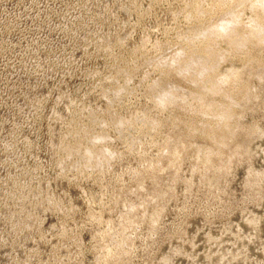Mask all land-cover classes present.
<instances>
[{"label": "rangeland", "instance_id": "obj_1", "mask_svg": "<svg viewBox=\"0 0 264 264\" xmlns=\"http://www.w3.org/2000/svg\"><path fill=\"white\" fill-rule=\"evenodd\" d=\"M221 1L0 0V264H264V42L235 52L217 38L218 76L240 63L241 79L211 103L241 88L249 98L212 156L238 150L215 183L195 156L212 141L187 123L220 117L195 113L189 72L175 69ZM233 6L236 25H252L258 0ZM166 75L169 105L157 98ZM82 137L107 159L84 144L66 155ZM182 142L181 163L137 188L146 162L162 166ZM129 205L136 221L123 227Z\"/></svg>", "mask_w": 264, "mask_h": 264}, {"label": "bare ground", "instance_id": "obj_2", "mask_svg": "<svg viewBox=\"0 0 264 264\" xmlns=\"http://www.w3.org/2000/svg\"><path fill=\"white\" fill-rule=\"evenodd\" d=\"M247 1L248 0H222L220 4L222 13L218 17L217 22L209 28H204L198 33V35H203L204 38H206V41L203 44L190 48L188 52H185L184 56H181V58L176 60V71L178 73L189 72L187 77L189 81L194 84L193 87L186 92L197 100V105L194 107L195 113L200 115L212 112L219 116L221 120L217 128L213 127L211 122H200L201 125H198V122L194 120V118L187 123L188 135L192 136L196 132H199L212 141V144L209 145L206 151L202 152L200 149L198 150V148L195 151L196 158L206 170L213 168L215 173L211 178L212 183L217 182V180L226 173L230 165L229 159L238 151L237 149H234L230 152L227 161L212 160V156L219 154V146L226 145L231 135L234 133V127L238 121L233 111L234 105L245 106L244 102L249 98V94H247L245 88H241L238 90V93L224 91V95L228 100L221 108H216L211 103L209 96H212L221 90V83H225L229 80L241 79V74L238 73L240 63H238V65H233L234 68L232 74L227 73L221 77L218 76L216 72L217 65L221 59L225 58V55L218 52L216 49L217 38H226L228 49L235 52L243 51L249 44L261 45L264 42V0H258V12H256L255 16L252 18V25L248 28H240L236 25L238 24L237 19L239 14L234 11L233 4L243 5ZM192 8H198V5L193 4ZM263 70L264 68L260 70L258 77H261ZM169 80L170 77L166 75L159 84L164 87L162 89L163 92L161 95L157 96L159 101L166 105L172 104L176 95L172 88L166 89L165 85L170 83ZM114 121L116 123L124 122L123 118L120 116H116ZM106 136V133L101 131L100 134L95 136V139L102 140V138H105ZM83 139L85 140L86 137H82L76 142L74 141L72 144H66L64 148L65 154H72L76 151L79 145L84 144V146L89 149V157H91L92 154H96L97 157L101 156L103 159H107L101 149H97L98 147L95 146L88 147ZM189 147L190 143L182 142V145L179 148L171 149L167 161L162 166H160L162 161L160 156L155 160L146 162L143 170L138 172L140 175L137 182V188L143 187V178L145 179L146 175L151 176V178L154 179L153 182L157 184L160 181L158 172H162L164 168L177 167L183 159L185 150ZM149 197V199H154L153 202L159 200L158 194L155 193L150 194ZM134 210V206L129 205L122 224L123 227L126 224L132 225L134 221H136ZM150 218L153 222L155 221L154 215H151Z\"/></svg>", "mask_w": 264, "mask_h": 264}]
</instances>
